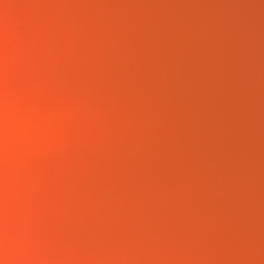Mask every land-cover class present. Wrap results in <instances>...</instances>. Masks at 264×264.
<instances>
[{"label":"water","instance_id":"1","mask_svg":"<svg viewBox=\"0 0 264 264\" xmlns=\"http://www.w3.org/2000/svg\"><path fill=\"white\" fill-rule=\"evenodd\" d=\"M31 264H264V0H0Z\"/></svg>","mask_w":264,"mask_h":264},{"label":"clouds","instance_id":"2","mask_svg":"<svg viewBox=\"0 0 264 264\" xmlns=\"http://www.w3.org/2000/svg\"><path fill=\"white\" fill-rule=\"evenodd\" d=\"M5 44L6 34L0 31V70L7 63ZM8 102L3 72L0 71V128L4 124ZM8 164L9 160L4 148L3 137L0 135V264H31L29 258L23 253L27 247L35 242L21 235L9 233L4 227L8 211L7 196L13 186V180L7 174Z\"/></svg>","mask_w":264,"mask_h":264}]
</instances>
